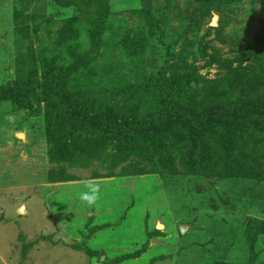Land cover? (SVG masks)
Returning a JSON list of instances; mask_svg holds the SVG:
<instances>
[{
  "label": "rangeland",
  "instance_id": "rangeland-1",
  "mask_svg": "<svg viewBox=\"0 0 264 264\" xmlns=\"http://www.w3.org/2000/svg\"><path fill=\"white\" fill-rule=\"evenodd\" d=\"M0 264H264V0H0Z\"/></svg>",
  "mask_w": 264,
  "mask_h": 264
},
{
  "label": "clouds",
  "instance_id": "clouds-1",
  "mask_svg": "<svg viewBox=\"0 0 264 264\" xmlns=\"http://www.w3.org/2000/svg\"><path fill=\"white\" fill-rule=\"evenodd\" d=\"M99 199V189L95 186H90V191L85 192L81 196V200L86 202L89 207L94 206Z\"/></svg>",
  "mask_w": 264,
  "mask_h": 264
},
{
  "label": "trees",
  "instance_id": "trees-1",
  "mask_svg": "<svg viewBox=\"0 0 264 264\" xmlns=\"http://www.w3.org/2000/svg\"><path fill=\"white\" fill-rule=\"evenodd\" d=\"M202 2H204V1H202ZM54 98L57 99L55 97V95L49 96L48 98H46L47 99V101H46L47 106L48 105L54 106V105H56V103H57V105H60L62 107V109H66V108H69L71 106V105H69V103L67 101L63 100L62 98H58V100H56V101L54 100ZM57 101H59V103Z\"/></svg>",
  "mask_w": 264,
  "mask_h": 264
},
{
  "label": "water",
  "instance_id": "water-1",
  "mask_svg": "<svg viewBox=\"0 0 264 264\" xmlns=\"http://www.w3.org/2000/svg\"><path fill=\"white\" fill-rule=\"evenodd\" d=\"M17 138L23 139V136L21 134L17 135Z\"/></svg>",
  "mask_w": 264,
  "mask_h": 264
},
{
  "label": "bare ground",
  "instance_id": "bare-ground-1",
  "mask_svg": "<svg viewBox=\"0 0 264 264\" xmlns=\"http://www.w3.org/2000/svg\"><path fill=\"white\" fill-rule=\"evenodd\" d=\"M161 226H159V228H160ZM184 229V228H183Z\"/></svg>",
  "mask_w": 264,
  "mask_h": 264
}]
</instances>
